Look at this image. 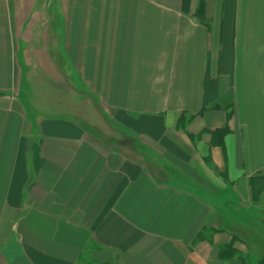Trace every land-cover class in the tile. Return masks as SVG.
I'll return each instance as SVG.
<instances>
[{
    "label": "crops",
    "instance_id": "obj_1",
    "mask_svg": "<svg viewBox=\"0 0 264 264\" xmlns=\"http://www.w3.org/2000/svg\"><path fill=\"white\" fill-rule=\"evenodd\" d=\"M46 2L0 0V264H235L218 259L230 241L218 206L264 209V191L253 203L249 189L264 177V0H203L205 21L200 0ZM49 32L116 129L200 189L214 177L209 195L229 199L158 183L42 116L27 85L38 69L58 74Z\"/></svg>",
    "mask_w": 264,
    "mask_h": 264
},
{
    "label": "trees",
    "instance_id": "obj_2",
    "mask_svg": "<svg viewBox=\"0 0 264 264\" xmlns=\"http://www.w3.org/2000/svg\"><path fill=\"white\" fill-rule=\"evenodd\" d=\"M182 3L184 9V7L188 4V0H182ZM198 13L201 14L200 19L205 21V19L202 17L203 0H200ZM55 17L56 16L52 17V21L50 24H48V29L50 26L54 27L57 25ZM203 25L208 26L207 23L204 22ZM55 40L56 35L49 32L47 51L51 54L54 67L62 78L57 79L55 75L59 76L58 74H51L46 70L38 69L36 74L33 75L31 81L28 83L29 85H27L29 91H47L48 93H51L50 96H54L60 101H63L65 97L68 98L73 94H76V96L79 97H86L78 85L76 86L75 83L70 81L69 69L61 59L60 53L50 50L49 45L54 43ZM58 40L59 39H57L56 42H58ZM59 83L62 85L61 89L57 88ZM50 86H55L56 89H52ZM47 87H50L52 90L49 88L48 90ZM47 92L46 94H48ZM32 105L36 106L35 103ZM96 106L94 107L97 108L101 114L103 111L100 109L97 102ZM51 107L52 106L40 108L41 115L46 117H55L76 124L85 133L97 140L109 152L120 154L123 157L146 167L147 171L151 174V176H153L156 182L165 183L170 181L175 184H183L189 189H195V192L198 195L204 192L199 188L198 185L188 181L178 171L174 170L166 163H163V159L160 155L147 150L134 136L109 126L107 127L109 130H111V134H105L97 126L89 123L85 118L82 119V117L75 115L68 108L67 104L61 103L60 111L54 109L53 113H51ZM27 112H29L28 108ZM192 118L193 117H190L189 120H192ZM229 118L230 115L228 114L227 121ZM227 131L228 129L225 127L224 129L217 130L213 133H215V136H217L216 138L218 139L217 141H219L220 137H223ZM260 178L251 177L249 179L250 200L253 203L258 200L260 194L264 191V189L259 187L260 183L258 180ZM222 179H225V177ZM261 179H263L262 182H264V177ZM219 193H222V197L228 196L230 194V189L226 190L225 192L220 191ZM224 206L226 207V205ZM224 206H218V208L223 209V211L220 213L222 216V224L217 231L226 233L230 237V241L229 243L218 248V259L223 263H228L229 261L234 260L240 264H264V209L259 210L258 208H251L248 205L246 208L239 206L238 209L235 210L229 207L224 209ZM236 245L240 246L241 249Z\"/></svg>",
    "mask_w": 264,
    "mask_h": 264
},
{
    "label": "rangeland",
    "instance_id": "obj_3",
    "mask_svg": "<svg viewBox=\"0 0 264 264\" xmlns=\"http://www.w3.org/2000/svg\"><path fill=\"white\" fill-rule=\"evenodd\" d=\"M46 1L47 2L45 3V5H49V0H46ZM43 20H45V22H43V27H42V31H43L42 32L43 33L42 37H43V40H44L45 37H46L45 29L48 27V21L46 22V18H43ZM55 77L57 79H61L62 78L60 75L59 76L55 75ZM50 87H52V89H54V88L56 89L55 86H50ZM50 87H47V89L48 88L50 89ZM57 88L58 89L62 88L61 83H59L57 85ZM52 89H50V90H52ZM46 92L41 91V90L40 91H32L31 92V100H32L33 103L36 104V106H38L39 110H40V108H45V107H48V106H52L51 107V113H53L54 109L57 110V111H60L61 103L62 104H67L68 108L75 115H78V116L82 117V119L85 118L89 123H91L92 125L97 126L103 133L111 134V130H109L107 126L115 128V126H113L111 124V122L109 120V117L106 116L103 112L100 114V112L97 110L98 107L96 106V100L93 97L91 99V97H88V96L87 97H79V96H76V94H73V95L69 96L68 98L65 97L63 99V101L62 100L60 101L58 98H55L54 96H50L51 93L47 92L48 94H46ZM94 106H96L97 108H95ZM202 179L203 180L199 182L200 186L202 187L201 190L204 191V192H202L199 195L202 198V200H204V201H206L208 203H212L214 205H222V203H224V201L226 199L227 200L229 199L228 196H223L222 197V193H219V192L217 193V197H214V196L211 197L210 195H212V194L210 192H213L216 188L218 189V186L215 188L216 185H215V183H213V182H215L217 180L214 177H211V178H203L202 177ZM221 181L224 184V180L221 179ZM222 183H221V185H223ZM209 193H210V195H209ZM236 246L238 248H240V246H238V245H236ZM235 264H240V263L239 262H235Z\"/></svg>",
    "mask_w": 264,
    "mask_h": 264
},
{
    "label": "bare ground",
    "instance_id": "obj_4",
    "mask_svg": "<svg viewBox=\"0 0 264 264\" xmlns=\"http://www.w3.org/2000/svg\"><path fill=\"white\" fill-rule=\"evenodd\" d=\"M144 122L147 124L155 125V126L158 125L157 121H155V120H150V121L144 120ZM140 124H141V122H140Z\"/></svg>",
    "mask_w": 264,
    "mask_h": 264
}]
</instances>
